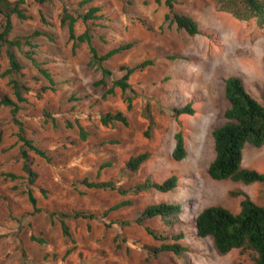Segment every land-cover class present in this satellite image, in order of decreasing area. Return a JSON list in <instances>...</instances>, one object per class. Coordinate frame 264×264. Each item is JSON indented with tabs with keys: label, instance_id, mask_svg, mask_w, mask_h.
Here are the masks:
<instances>
[{
	"label": "rangeland",
	"instance_id": "374dc122",
	"mask_svg": "<svg viewBox=\"0 0 264 264\" xmlns=\"http://www.w3.org/2000/svg\"><path fill=\"white\" fill-rule=\"evenodd\" d=\"M79 1L48 0L41 4L26 0L32 19L21 22L13 17L11 38L36 30L52 35L53 40L34 38L33 51L38 63L49 71L53 84L24 55L31 49L26 45L21 50L13 48L24 67L20 72L6 74L10 69L7 47L0 53V101L6 96L15 99L11 79L29 87L30 91H24L28 102L22 104L16 119L23 123L28 138L51 159L35 156L33 170L37 176L30 181L19 153V126L10 108L1 106L0 264H255L253 251L238 249L222 255L211 238L197 237L195 218L209 206L239 213L243 197L236 193L240 192L264 206V182L245 185L233 180L216 181L208 175L215 157L212 132L226 122L224 112L229 107L226 79L241 78L249 94L264 105L262 16L239 19L219 9L214 0H176L177 9L199 25L201 33L192 36L165 21V0L161 4L155 0H98L95 4L109 17L100 30L107 44L95 42L100 52L120 44L134 46L105 63L113 73L105 85L95 86L102 73L89 65L87 44L73 45L66 29L59 26L58 14L63 6L81 14L87 12V8L79 7ZM39 11L49 24L40 22ZM142 21L152 30H147ZM81 31L82 25H77V33ZM143 60H153L154 65L130 77L131 88L126 94L120 88L106 94L114 81L125 76L124 66ZM125 97L133 100L130 110ZM189 102L196 114L177 117L175 109ZM109 112L123 113L130 126L121 122L114 127L103 126L101 118ZM66 119L74 128H67ZM77 122L89 132L85 141L79 137ZM179 131L186 140V157L180 161L173 157ZM145 152L151 158L139 169L127 166L130 157ZM242 165L264 172V146L247 145ZM172 177H176L177 187L171 191L153 189L137 195L129 190L126 196L118 190L91 188L84 182L113 181L117 188L130 189L137 179L151 178L160 183ZM28 190L37 198L39 211L33 209ZM173 199L184 207L177 223L168 226L160 218L148 222L157 230L183 231L185 237L174 243L184 245L187 251L181 255L163 253L156 261L148 260L150 245L162 241L154 240L135 220L145 207L172 203ZM123 200L133 204L107 212ZM73 210L94 213L95 218L90 221L91 231L84 219L68 221L72 242L63 235L59 223L51 222L50 215ZM120 220L132 224L123 227ZM32 236L46 243L40 244Z\"/></svg>",
	"mask_w": 264,
	"mask_h": 264
},
{
	"label": "trees",
	"instance_id": "16d2710c",
	"mask_svg": "<svg viewBox=\"0 0 264 264\" xmlns=\"http://www.w3.org/2000/svg\"><path fill=\"white\" fill-rule=\"evenodd\" d=\"M36 1L41 4L48 2V0ZM96 1H79L81 9L87 8V12L84 14L63 6L61 12L58 14V20L59 26L68 32V39L72 41L73 45L78 43L87 44L90 53L89 65L102 73V78L95 81L94 85L101 86L106 84V78L113 73L106 67L105 63L133 48L134 43L120 44L106 52H100V47L95 42L102 46L107 44V39L105 35L100 33V30L106 26L105 24L109 21V17L106 13H103L101 6L95 4ZM155 1L158 4L162 3V0ZM214 3L219 9L232 13L236 18L248 20L253 15H261L264 22V3L261 0H214ZM25 4L26 0H15L13 2L10 0H0V53L3 47H7L6 53L10 65V69L6 71V74L12 70L19 72L23 70L24 67L18 60L13 48L21 50L23 45H26L31 49L24 52V55L31 60L39 73L53 84L54 82L49 71L38 63L33 51V48L36 47L33 43L34 38L44 36L53 40L52 35L42 30H36L28 36L11 38L14 29L13 17L21 22L32 19ZM176 4V0H165L167 9L164 16L165 21L169 22V24H175L178 29L186 31L189 35L193 36L201 33L197 21L191 16L180 12ZM38 17L41 23L49 24L45 14L41 11H39ZM142 23L147 30H152V27L148 23L145 21H142ZM77 25H82L81 33H77ZM151 65H154L153 60H143L133 66H124L123 70L126 71L125 76L122 79L114 81L112 88L106 94H113L115 92L114 88H120L126 94L127 90L131 88V84L129 83L130 77L135 73L144 72ZM9 83L13 89L15 99L8 96L4 97L0 101V107L10 108L14 122L19 126L16 136L17 141L20 143L19 153L23 158V171L28 174L29 180L34 182V177L37 176L33 170L36 161L35 156H39L47 161L51 159L46 150L41 149L34 144L33 140L28 138L23 129V123L16 119V116L22 109V104L28 102L24 91H30L29 87L14 79H11ZM42 89L43 91L47 90L46 87ZM225 97L229 102V107L224 112L226 122L213 131L215 157L208 167V175L216 181L233 180L245 185L263 183L264 172L243 168L242 161L244 149L247 145L255 148L264 146V105L249 94L242 79L236 76H230L226 79ZM125 100L128 103V109H132L133 100L129 97H125ZM195 112L192 103L175 109L176 116L181 114L193 115ZM65 122L67 128H74V124L71 121L66 119ZM116 122H121L127 127L130 126L128 118L121 112H109L101 118V124L105 127H114ZM76 126L79 129L80 139L85 141L89 136V132L80 122H77ZM145 134L148 135L149 132L146 131ZM175 140L176 147L173 157L176 160H182L186 155L185 135L179 131L175 135ZM150 158L151 154L149 152L130 157L127 161V166L137 170ZM109 165L108 163L102 167ZM7 175L15 177L12 174ZM3 176H6V174H3ZM137 180L133 186L129 187L130 189L117 188L113 181L88 182L85 180L84 182L91 188L118 190L123 196H126L129 190H134V194L138 195L153 189L163 192L171 191L177 185L176 177L160 183L152 181L151 178L143 181ZM27 194L33 209L39 211L37 198L33 191L28 190ZM236 194L243 197L240 212L234 214L223 206L204 208L196 217L197 235L202 238H211L216 250L222 255L228 254L234 249L249 250L256 254L254 258L255 264H264V206L253 201L244 192ZM132 204L133 201L131 200H123L107 212ZM181 213L182 209L176 203H158L145 207L136 218L135 223L137 225L144 226L146 232L154 240L162 241L160 245H150L151 251L148 260L156 261L163 253L172 252L176 255H181L187 251L184 245L174 243L175 240L179 241L185 237L183 231L177 233L161 231L149 224L150 221L160 218L161 221L170 226L179 221ZM80 218L87 221V228L91 231L92 226L90 221L95 218L94 213L86 214L82 211L73 210L59 211L58 213L52 212L50 215L51 222L53 224L59 223L63 235L72 242L74 239L68 221ZM118 222L123 227L132 224L130 220H120ZM106 235L105 231L104 236ZM31 238L40 244L46 243L45 239L40 237L32 236Z\"/></svg>",
	"mask_w": 264,
	"mask_h": 264
},
{
	"label": "clouds",
	"instance_id": "9594fccd",
	"mask_svg": "<svg viewBox=\"0 0 264 264\" xmlns=\"http://www.w3.org/2000/svg\"><path fill=\"white\" fill-rule=\"evenodd\" d=\"M189 103H191V102H189ZM192 105H193V104H192ZM183 107H184V106H183ZM194 109H195V108H194ZM195 111H196V110H195ZM195 114H196V112H195L193 115H195ZM181 115H189V114H181ZM179 116H180V115H179ZM177 117H178V116H177ZM218 128H219V127H218ZM212 137H213V132H212ZM184 141H185V146H186V140H184ZM213 142H214V140H213ZM175 143H176V140H175ZM175 147H176V144H175ZM262 147H263V146H262ZM245 148H246V147H245ZM185 149H186V148H185ZM244 150H245V149H244ZM214 151H215V150H214ZM185 157H186V155H185ZM185 157H184V158H185ZM184 158H183V159H184ZM183 159H182V160H183ZM178 161H180V160H178ZM242 162H243V161H242ZM242 167H243V165H242ZM243 168H245V167H243ZM248 169H250V168H248ZM253 170H255V169H253ZM257 171H258V170H257ZM176 180H177V179H176ZM253 184H259V183H253ZM250 185H251V184H250ZM176 187H177V185H176ZM176 187H175V188H176ZM175 188H174V189H175ZM246 194H247V193H246ZM247 195H248V194H247ZM172 203H176L177 205H179V206L181 207V209H182V212H183V208H184V207H183V205H182L181 203H179V202L177 201V199H173V202H172ZM201 211H202V210H201ZM201 211H200V212H201ZM200 212H199V213H200ZM199 213H198V214H199ZM198 214H197V215H198ZM196 217H197V216H196ZM195 231H196V218H195ZM196 236L199 237V236L197 235V231H196ZM199 238H202V237H199ZM208 238H209V237H208ZM214 247H215V246H214ZM215 249H216V248H215ZM236 250H238V249H234V250H232L231 252H234V251H236ZM216 251H217V250H216ZM217 252H218V251H217ZM231 252H229V253H231ZM229 253H228V254H229ZM225 255H227V254H225Z\"/></svg>",
	"mask_w": 264,
	"mask_h": 264
},
{
	"label": "crops",
	"instance_id": "0c3cea01",
	"mask_svg": "<svg viewBox=\"0 0 264 264\" xmlns=\"http://www.w3.org/2000/svg\"><path fill=\"white\" fill-rule=\"evenodd\" d=\"M98 1V0H97Z\"/></svg>",
	"mask_w": 264,
	"mask_h": 264
}]
</instances>
